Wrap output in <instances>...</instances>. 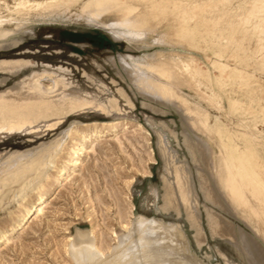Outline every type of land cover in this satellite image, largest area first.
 <instances>
[{
	"label": "rangeland",
	"instance_id": "1",
	"mask_svg": "<svg viewBox=\"0 0 264 264\" xmlns=\"http://www.w3.org/2000/svg\"><path fill=\"white\" fill-rule=\"evenodd\" d=\"M65 1L60 5L61 8L55 7V13L23 19L26 27L16 34V37L21 39L18 46H11L10 42L6 41L0 48V60L25 58L35 63L34 67H27L15 76H8L5 83L10 86L22 75L40 68L42 64L53 68L61 66L69 70L71 80L82 88L99 92L97 86H100L101 82L106 85V89L99 92V96H116L120 111L105 117L96 111L82 110L65 116L54 126H43L24 132L16 130L0 133V175L16 166L20 156L11 161L6 159L12 153H24L42 146L53 147L57 143L60 144L59 153L53 165L48 167L45 178L40 180L52 181L68 164L69 156L75 147L81 144L83 149L82 154L75 157L77 164L70 166L67 181L52 187L44 198L39 199V202L47 200L49 204L43 216L32 218L22 226L16 225L17 219L24 215L23 207L38 203V187L44 183H34L23 196L12 197V191L19 187L20 182H11L4 188L0 194V231L7 229L14 232L23 228L25 235L19 237L13 234L8 240L10 243L0 242V264H76L70 238L77 229L87 232L94 239L95 246L104 250L102 259L110 260L112 255L117 253L119 257L109 264H119L131 256L139 258L134 264H154L158 262L156 257L152 258V261L142 257L144 254L141 240L144 235L148 240L156 239L154 228L158 226L166 232V242L169 243L167 253L181 254L184 243L194 264H264V240L261 238V232L257 230L256 221L233 211L232 204L218 186L219 180L213 169L218 168L220 161L221 138L240 150L245 146L241 139L244 132L255 135L257 140L261 138L259 141L264 142V93L261 91L264 89V70L253 65L250 59L245 60L249 63L247 66L244 61H236L230 54V48H234L235 43L229 45L223 57H219V47L214 43L223 40L204 35L202 29L198 31L194 42L185 39L179 41L166 36L161 44L140 45L139 49L135 46L129 47L126 40L117 39L102 26L101 19H93L88 11L81 12L86 0ZM204 1L207 0H181L186 7ZM239 1L241 0H231L227 4L230 7L228 15L224 14L228 13L227 6L219 4L215 9L208 10L206 17H219L218 26L225 28L228 20L234 19L233 13L238 10L236 8ZM114 20L113 17H106L101 21L111 23ZM223 20L225 24L220 23ZM174 24L171 21L165 22V26L151 34L147 42L161 31L170 30ZM114 28L116 29V26ZM243 45L247 53H250L252 43L245 42ZM144 55L151 58L149 61L158 58L171 63L179 59L184 62L193 60L209 80L195 77L200 79L199 83L195 78L191 79L192 81L186 80L183 84L177 82V90L191 104L194 103L206 112L211 124L218 123L224 128L221 135H214L209 141L207 135L191 126L188 116L180 109L171 104L162 105L138 93L126 70L132 71L134 60L140 61ZM122 60L126 61V66H123ZM214 61L243 68L258 81L246 85L234 78H222L213 65ZM84 74L96 81L90 82ZM119 87L127 93L132 106L127 105L125 100L118 96L116 89ZM120 123H124V127L119 133L110 134L106 127ZM84 131L93 132L94 135L87 136L86 141L80 140L77 134ZM184 134L191 137L200 147L209 168L216 176L212 177L214 181L211 183L224 209L207 202L200 191L197 170L200 167L202 172H209V169L194 164L183 142ZM159 136H162L170 153H175L179 159L185 160L183 161L193 175L201 224L206 234V242L201 247L195 242L194 230L190 227L183 207L180 208L179 214L172 209L163 212L160 208L163 194L161 177L165 170L159 148ZM258 148L260 150V147ZM259 155L264 160V150H260ZM197 166L199 167L196 170ZM204 204L213 207L229 220L234 229L233 240L219 237L213 239L210 236ZM143 231L145 233L142 235ZM242 233L245 241L251 245L252 251L249 253L243 248ZM84 246V243L76 244L77 257L84 255ZM218 251L229 259L227 263L221 259Z\"/></svg>",
	"mask_w": 264,
	"mask_h": 264
},
{
	"label": "bare ground",
	"instance_id": "2",
	"mask_svg": "<svg viewBox=\"0 0 264 264\" xmlns=\"http://www.w3.org/2000/svg\"><path fill=\"white\" fill-rule=\"evenodd\" d=\"M65 2V0H12V2L0 0V48L4 46L6 41H9L11 46H18L21 39L16 37V34L26 27L22 21L23 19L55 13V7ZM182 2L181 0H86L83 3L81 12L88 11V14L93 19L115 18L114 22L111 23L101 20L100 22L117 39L126 40L129 47L135 46L138 49L140 45L152 46L155 43L161 44L165 41L166 36L179 41L185 39L189 42H194L198 31L202 29L204 35L223 40L221 42L217 40L214 43L219 47V57H223L229 45L231 46L235 43V47L230 48V54L236 58V61H244L245 66H247L249 63L248 61L245 62V60L250 59L253 65L264 70V0L239 1L237 3V5L239 4L238 8H236L238 10L233 13L234 19L226 16L230 20H228L225 28L218 26L220 18L217 15V19H212L206 17L205 13L209 12L208 10L210 9H215L214 7H217L219 4L227 6L231 0H207L201 3L189 4L188 7L184 6ZM235 7L237 6L235 5ZM228 8L230 7L227 6V12ZM219 12L222 18L224 17L225 19L222 12ZM229 13L230 11L224 14L228 15ZM51 16L48 15V17ZM167 21L175 24L170 30L161 31V33L151 37V41L147 42L148 37L151 34H155L162 26L164 27ZM114 26H116V29ZM117 27L120 29H117ZM245 42H248V44L252 43L250 45V53H247L246 47L243 45ZM200 46L202 45L200 44ZM148 59L151 58L148 55H144L140 61L134 60L135 66H132V69L134 67L132 71L126 70L130 81L134 84L138 93L162 105L171 104L177 107L178 110L180 109L182 113L188 116L191 126L207 135L208 140L214 135H221L224 128L218 123L211 124L208 114L195 106L194 103L191 104L177 90V82L183 84L186 80L189 81L195 77H203L209 80V77H206L196 67L193 60L184 62L179 59L171 63L167 62L166 59L158 58L155 61H149ZM122 62L123 66L127 65L126 61L122 60ZM34 64L32 60L25 58H2L0 60V133L16 130L24 132L43 126H54L65 116L82 110L96 111L105 117L120 111V105L116 96L112 95L105 98L99 96V92H103L106 89V85L102 82L100 86L96 85L99 92L82 88L71 80L69 70L61 66L53 68L48 64H42L40 68L32 69L29 73H26L24 76L22 75L10 86L6 85L5 82L8 76H15L27 67H34ZM213 65L222 78H234L246 85L258 81L246 70L240 69L236 65L230 66L221 61H214ZM84 75L90 82L94 83L96 81L89 75ZM213 77L216 78L215 76ZM196 80L198 83L200 82V79ZM237 85L239 86V84ZM223 87L226 88L224 85ZM116 91L118 96L122 97L127 105L132 106L130 98L122 88L119 87ZM261 91L264 93V89ZM229 97H231V94ZM247 109L249 110V108ZM123 127L124 123H120L114 126H107L106 128L110 134H116ZM77 135L80 140H85L87 136L90 135L91 137L94 133L84 131L78 132ZM183 138V142L194 164L196 163L209 169V172H205V170L202 172L199 166L196 168L197 170L199 167L197 170L198 186L204 198L207 202H211L213 205H218L224 209L219 195L211 183V181H214L212 169L209 168L200 147L187 134H184ZM222 139L219 142L220 161L218 168H213L219 180L218 186L223 191L225 197L229 199L236 214L240 212L244 217L252 218L256 221L257 230L261 232V238L264 240V160L259 155L260 150H264V142L261 143L259 141L261 138L257 140L255 135L244 132L241 134V139L245 142V146L240 150ZM59 145L56 143L53 147L50 145L42 146L39 149L24 153L14 152L6 157V159L11 161L20 156L13 169L4 171L0 175V194L11 182H20L19 187L12 191V197L25 195L27 189L33 186L34 183H44L38 187V203L23 207L25 212L23 216L17 219V226L26 224L32 218L43 216L49 204L47 200L39 202V199L44 198L52 187L59 185L62 181H67L70 176V166L77 162L74 161L75 157L83 152L81 151L83 150L81 144L75 147L69 156L68 164L61 169L56 179L41 182V178L46 175L48 167L51 164L53 165L55 157L59 153ZM258 147H260V150ZM159 148L164 159L165 170V173L161 177L163 194L160 208L163 212L172 209L179 214L181 212L180 208L183 207L190 227L194 230L195 242L198 247H201L206 242V234L201 224L199 202L195 192L196 187H194L192 179L193 175L184 159L183 161L175 153L168 151L162 140V136H159ZM214 158L213 162L215 161ZM204 210L210 236L213 239L219 237L233 240L235 237L234 229L229 220L207 204H204ZM154 229L157 234L156 239L148 240L144 235L141 240L142 253L144 254L142 257L145 260L150 261L156 257L158 262L154 264H186V262L194 264L193 261L191 262L184 243H182L183 250L181 254H168L166 249L169 243L166 242V232L160 226ZM144 233L145 231L141 234L143 235ZM13 234L19 235V237L25 235L23 228H19L14 232L7 229L1 230L0 242H8L10 237L14 236ZM70 239L72 240L71 250L75 254L73 257L76 264H97L98 262L109 264L114 258L119 257L116 253L112 255V259L110 260L109 258L102 259L104 250L95 246L94 239L82 230L77 229L74 236ZM241 240L244 241L242 244L247 253L251 252V245L245 241L243 233ZM78 243L85 244L83 248L84 255L81 257H77L78 250H75V246ZM218 254L224 262L227 263L229 261L222 252L218 251ZM137 261H139L138 257L131 256L123 259L119 264H134Z\"/></svg>",
	"mask_w": 264,
	"mask_h": 264
}]
</instances>
